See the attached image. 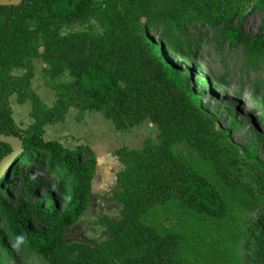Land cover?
I'll return each instance as SVG.
<instances>
[{"label": "trees", "instance_id": "1", "mask_svg": "<svg viewBox=\"0 0 264 264\" xmlns=\"http://www.w3.org/2000/svg\"><path fill=\"white\" fill-rule=\"evenodd\" d=\"M262 0H22L0 5V133L13 134L22 150L0 179V241L17 246L32 264H264V166L236 144L197 103L182 71L146 33L153 22L166 28L185 22L223 23L232 43L238 30L232 17ZM91 14L100 29L62 32L85 24ZM144 19V21H142ZM253 48L264 50V33ZM41 58L44 82L53 90L51 106L31 88L32 58ZM24 68L22 74L13 69ZM16 94L29 100L32 122L19 127L8 102ZM99 111L116 130L148 119L158 129L138 148L115 149L123 168L115 173L113 198L120 218L102 215L108 237L95 245L67 242L63 232L83 213L91 198L96 155L85 145L74 148L44 137V127L62 121L68 108ZM192 151L186 161L177 150ZM10 146L0 142V160ZM35 171L52 176L55 191L39 199H17L46 186ZM230 188L254 211L241 222L239 251L233 257L199 243L188 224L220 222L227 205L218 185ZM169 217L176 223L168 225ZM208 244V243H207ZM0 264H3L0 258Z\"/></svg>", "mask_w": 264, "mask_h": 264}, {"label": "rangeland", "instance_id": "2", "mask_svg": "<svg viewBox=\"0 0 264 264\" xmlns=\"http://www.w3.org/2000/svg\"><path fill=\"white\" fill-rule=\"evenodd\" d=\"M232 26L238 30V36L232 43H229L228 37L222 33L223 23L185 22L177 28H166L163 22H153L147 25L146 33L182 71V78L192 88L197 103L213 117L218 126L229 130L236 144L251 151L264 166V50L252 47L254 37L264 33V0L250 6L243 14H235L232 17ZM88 27L100 29L97 15L91 14L85 24L73 23L62 32ZM23 72L24 68L13 69V73L17 75ZM36 76V85H42L44 72L39 69ZM8 102L12 116L16 118L17 109L21 104L17 102L15 93L8 96ZM27 103L29 104V101ZM93 112L98 115L91 117L93 127L95 130L99 128L102 133L99 137L94 135L96 153L99 154L105 137H113L109 130L115 128L99 111ZM74 127L86 132L92 129L86 124L78 126L75 123L66 129L72 130ZM84 127L87 130H84ZM154 130L158 132L155 125ZM50 133L53 134V131ZM152 135L156 142L157 134ZM59 136L67 138L69 135L61 133ZM44 137L48 139L46 134ZM67 140L71 141L70 137ZM123 142L125 141L117 142L113 137L111 148L120 146ZM176 150L186 161L193 157L192 151L180 143L176 145ZM111 152L113 154L114 150ZM112 161L119 160L115 158ZM34 175L42 183H46V186L24 191L18 183H13L11 191L17 199L35 200L42 197L46 191H55L53 184L49 183L52 178L50 174L35 171ZM97 185L95 180L91 198L83 213L64 230L63 236L67 242L95 245L108 237L105 226L99 222L100 217L106 215L120 218V205L112 196L115 184L101 190ZM217 186L227 205L224 218L220 222L211 221L207 224L193 221L188 224V228L194 234L206 236V242L200 240V244L208 249L218 250L220 255L223 253V258L228 259L229 255L234 257L239 251L242 224L237 222V218L242 217L243 213L253 214L254 211L246 203L239 201L230 188H223L219 184ZM169 219L168 225L176 223L174 218ZM0 258L3 264H32L21 256L17 246L2 244L1 241ZM203 263L215 264L213 260H205Z\"/></svg>", "mask_w": 264, "mask_h": 264}, {"label": "crops", "instance_id": "3", "mask_svg": "<svg viewBox=\"0 0 264 264\" xmlns=\"http://www.w3.org/2000/svg\"><path fill=\"white\" fill-rule=\"evenodd\" d=\"M32 65H33V77L30 80V86L31 88L37 93V95L40 97L43 103H45L47 106H51L54 101H55V95L52 90H50L45 82L43 81L42 85H36L35 83V77H37L38 70L40 69L43 72V68L46 67V63L42 61L41 58H32L31 60ZM29 100H25L21 102L19 105V109H17V114L15 115L16 118H14L16 124L21 127L25 128L32 122V118L29 115V111L31 109V104L27 103ZM23 108V109H22ZM77 113V109L70 106L65 114V117L62 121H58L52 124H47L44 127V134L48 136V139H56L58 140L62 145L69 147V148H74L78 144H85L89 146L93 152L96 155V165H95V172L94 176L91 180V193H92V188H93V182H97V188L98 189H108L112 186V184H115V173L118 170H121L123 168L122 164L119 161H112L115 160L116 155L114 153L112 154L111 151H115L120 146H126L129 148H138L142 145L143 140L146 137H151L153 138V133L155 135L157 132L154 130V125L151 121L148 119L140 122L137 125L132 126L131 128L127 130H109L114 137V139L117 142L125 141L123 142L122 145H117L113 149L111 148V138L113 137H105L104 139V145L100 149V153H96L95 149V137H99L102 133L99 128L95 130L93 127V121L91 120V117L93 116H98L96 113L93 111H85L84 117L79 120L78 122L75 120V115ZM75 123L78 126L81 124H86L90 126L92 129L87 130L86 127H84V130L86 131H81L79 127H74L72 130L71 129H66L72 126ZM83 126V125H82ZM63 129V130H62ZM53 131V134L50 133ZM58 131V132H57ZM67 131V133H64ZM56 132V133H55ZM66 134L69 135L67 138L70 137L71 141H68L67 138L60 137L59 134ZM57 134V135H56ZM140 137V139L136 138ZM118 138V140L116 139ZM72 145H71V143ZM75 145V146H74Z\"/></svg>", "mask_w": 264, "mask_h": 264}, {"label": "water", "instance_id": "4", "mask_svg": "<svg viewBox=\"0 0 264 264\" xmlns=\"http://www.w3.org/2000/svg\"><path fill=\"white\" fill-rule=\"evenodd\" d=\"M22 0H0V5H18ZM144 21V19L142 20ZM0 142L10 146V150L0 160V179L5 174L11 160L22 150V141L13 134L0 133Z\"/></svg>", "mask_w": 264, "mask_h": 264}]
</instances>
